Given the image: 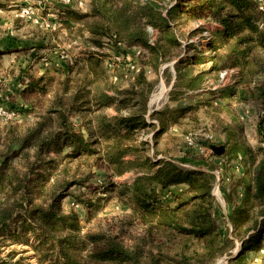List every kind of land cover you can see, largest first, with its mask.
Listing matches in <instances>:
<instances>
[{
	"label": "rangeland",
	"instance_id": "1",
	"mask_svg": "<svg viewBox=\"0 0 264 264\" xmlns=\"http://www.w3.org/2000/svg\"><path fill=\"white\" fill-rule=\"evenodd\" d=\"M24 1L14 2L15 10L5 12L0 15L1 18H16L15 14ZM254 1L259 8V2ZM2 2L0 0V4ZM89 2L90 0L79 11L88 12ZM154 2L162 14L166 15V10L175 0ZM261 2L264 8V0ZM179 13L173 12L168 17L177 36V45H172L158 29L147 25L150 33L148 43L153 45L160 39L158 42L162 45V50L167 49L165 56H159L154 50L140 45L114 41L109 36H101L92 31L90 35L83 26L71 33L69 37L72 40L62 37L63 43L59 42L54 46L57 48L56 58L50 59L47 52L39 53L42 54L39 58L32 57L33 63L29 67L31 71L27 69L22 74L20 72L30 54H0V107L13 113L11 119L0 117V149L3 139L9 134L7 131L14 128L11 124L23 126L15 128L19 138L14 141L13 146L18 147L20 138L26 132V125L40 119L39 114L46 113L53 106L61 108L58 106L60 102L69 121L75 125V131L85 133L88 141L98 139L93 147L100 152L109 151L115 144L116 133H108L105 139L98 137V120L102 116L111 118L118 115L127 118L130 113L143 109L142 98L129 91L132 86L134 89L139 87L137 80L142 76L146 81L143 114L148 124L139 122L134 125L133 136L122 135L126 131L125 126H119L121 133L118 132L123 137L124 144H133V152L131 154L129 151L126 158L135 159V155L138 156L136 164H132L133 169L115 174L108 170L102 159H92L91 153L86 150L77 156H69L70 148L58 150L56 143L50 144L48 151L46 149L44 160L52 159L57 162L55 172L66 173L73 182H77L67 188V196L61 201L62 213L75 210L79 215V223L85 226L83 230L91 228V231L96 232L105 228L108 223H112V227L116 226L117 223H113L111 217H117L118 222V216L128 213L127 205L130 202L128 194L117 186L132 183L146 169V160L150 163L165 159L185 169L210 171L214 175L212 212L220 230L223 242L221 247L224 250L213 264H235L234 261L227 260L230 257L228 253H236L240 248V231L251 227L254 217L259 216L262 209V204L258 201L253 202L254 206H251V201L247 202V212L242 216L240 228L230 230V227L235 228L229 218L231 209L241 205L243 201V187L239 183V177H243L245 163L249 158L248 151L264 148V135L258 130L264 113L258 97L264 89V44L259 38L257 40L256 35L251 38L247 32L227 37L225 41L223 36L215 35V31L222 28L215 20H185ZM72 18L78 21L74 16ZM76 36L86 37V42H89L88 38L91 36V43H84L77 50L75 45L79 42L73 43ZM236 43L245 53V58H241V64L231 65L230 49ZM187 45L189 49L183 51L182 48ZM89 49L91 60L87 66L82 59L74 61L73 53L79 54ZM180 57H183L181 69L186 72L182 81L192 77L196 85L183 86L177 90L181 92L180 96L171 99L169 95L176 77L174 63ZM44 58H48V64H52H49L47 70ZM29 72H32L33 77L45 75V88L44 91L23 93L22 100L21 95L19 96V77H28ZM197 76L198 81L195 80ZM89 120L91 122L87 124ZM116 126L114 125L115 128ZM90 131L96 138L89 137ZM211 144L224 145V153L214 154ZM186 189V185L180 184L158 189L157 192L165 204L172 206L175 204V197ZM229 195L231 201H228ZM2 197L6 198V195L2 194ZM140 231H143L142 228L132 226L123 234V242L127 243L130 236H135ZM2 239L0 237V257L6 259L8 264H38L33 248L10 244L12 242L9 238L5 242ZM155 239L157 245L164 240V233L159 231ZM185 239L191 246L189 253L193 247L198 251L202 250L197 239ZM178 241L174 239L173 243L177 244ZM260 245L259 251L248 252L255 259L254 264H264V236ZM153 252L158 256L159 264L169 263L163 257L165 253L159 256L156 248ZM48 259L51 258L46 256L43 263H50L52 259Z\"/></svg>",
	"mask_w": 264,
	"mask_h": 264
},
{
	"label": "trees",
	"instance_id": "2",
	"mask_svg": "<svg viewBox=\"0 0 264 264\" xmlns=\"http://www.w3.org/2000/svg\"><path fill=\"white\" fill-rule=\"evenodd\" d=\"M90 10L86 13L63 9L58 14L60 27L54 32L39 30L45 35L59 33L64 27L66 19L75 25L67 29L63 36L66 40H72L69 36L74 30L85 27L91 35V31L101 36H109L114 41H120L127 45H140L154 50L159 56H165L167 49L162 50V45L156 40L153 45L148 43L150 35L147 25L159 30L172 45H177V36L168 17L173 12H180L182 18L205 19L211 18L221 24L222 28L215 31V35L227 37L239 36L240 32L254 38L256 35L264 44V8L260 10L254 0H175L166 10V15L156 5L154 0H90ZM68 10V11H67ZM74 16L78 21H75ZM184 16V17H183ZM92 18V21H91ZM260 20V24H259ZM81 21V22H80ZM77 37V36H76ZM62 38V35H61ZM59 42V39L56 37ZM61 41V39H60ZM91 43V36L88 38ZM97 42V41H95ZM54 47L55 42L50 43ZM211 47V43L209 48ZM90 48V47H89ZM91 49V48H90ZM72 54L74 61L82 59L86 66L91 60V50ZM189 49V45L184 46ZM1 51L0 54H6ZM217 53H215L214 57ZM239 44L230 49L231 65L241 64V58H245ZM42 54L37 53V58ZM200 59V57H197ZM44 64L49 68L48 58H44ZM196 60V59H194ZM180 57L175 63V81L169 97L176 99L182 87L195 86L194 78L189 77L182 81L186 72L182 71ZM247 61V60H246ZM245 61V62H246ZM196 62V61H193ZM243 62V63H245ZM248 62V61H247ZM29 63L22 72L31 71ZM52 65V64H50ZM45 67V66H44ZM45 75L33 77L29 72L28 77H19L21 99L23 93L28 91H44ZM199 76L195 78L196 81ZM144 79L137 80L139 87L132 86L129 91L142 98V107L136 113H130L129 117L102 116L98 122V137L105 139L108 133H116L115 144L104 153L93 147L98 139L88 141L85 133L75 131V125L69 121L67 113L59 102L57 106L39 114L40 119L26 125V132L20 138V145L14 147V141L19 138L15 128L23 127L19 124H11L13 130H8L0 149V237L2 242L9 238L10 244L26 245L33 248L37 255L38 264H44L47 256L50 263L47 264H159L153 250H158V255L163 256L167 264H213L217 257L224 252L223 243L216 218L212 212V186L214 175L210 171L202 169H185L176 163L157 159L156 162L145 161L146 169L139 174L132 183L118 184V188L128 194L130 202L127 205L128 213L111 217L116 226L108 225L98 231H91L79 223L78 213L71 209L62 213L61 201L67 196V188L77 182L70 177L55 172L56 165L52 159L44 160V156L50 144H58V150L70 148L69 156H77L81 152L91 153L94 160H103L108 170L115 174L124 173L133 169L135 159L126 158V154L133 152V144H124L119 126H125L126 131L122 135L133 136L134 125L139 122L148 124L143 111L145 110L146 95L144 92ZM147 87V86H146ZM264 111V89L258 95ZM31 108V107H30ZM29 108V109H30ZM31 111V109H30ZM9 122V121H8ZM91 120L87 122L90 123ZM7 125H10L7 123ZM91 127V124H89ZM114 125H117L115 128ZM91 130V129H90ZM259 133L264 135V113L258 124ZM96 138L94 134L89 137ZM95 136V137H94ZM91 144V146H90ZM131 144V143H130ZM47 149V151H46ZM248 160L245 163L243 177H239V183L243 187V201L239 206H233L229 218L235 225L230 230H238L247 212V202L254 201L262 204L259 216L254 217V224L244 231H240V248L236 253L229 252V262L235 264H254L248 252L259 251L260 242L264 234V148L258 151L249 150ZM134 154V153H133ZM259 159L257 160V158ZM17 160V161H15ZM184 184L187 189L181 191L175 197V204L170 206L164 203L158 194V189ZM6 195V198L2 197ZM233 196V193H232ZM231 195L228 201H231ZM231 203V202H228ZM227 203V204H228ZM247 214L245 215V217ZM244 217V218H245ZM89 221V220H88ZM111 221V220H110ZM132 226L142 228L135 236H130L127 243L123 241V234ZM118 228V230L116 229ZM159 231L164 233V240L155 245V239ZM185 238H194L200 243L202 250L198 251L186 243ZM179 240L177 244L173 240ZM171 243L170 245L167 243ZM175 244V245H174ZM1 246V242H0ZM0 264H8L6 259L0 257Z\"/></svg>",
	"mask_w": 264,
	"mask_h": 264
},
{
	"label": "crops",
	"instance_id": "3",
	"mask_svg": "<svg viewBox=\"0 0 264 264\" xmlns=\"http://www.w3.org/2000/svg\"><path fill=\"white\" fill-rule=\"evenodd\" d=\"M21 0H3V2L0 4V15L5 14V12H9L10 10L14 9V2L20 3ZM84 5L88 3V0H84ZM54 9H68L70 11H79L77 7L73 4L70 6H62L61 4L57 3L54 7ZM84 9V7H83ZM67 10V11H68ZM18 12V10H17ZM80 12V11H79ZM16 18L12 19H4L3 16L1 18L0 16V50L1 51H7L6 54L14 53L16 55H20L21 53H27L29 56V60L26 61L27 63L22 66L26 67L29 63L32 62L31 58L37 56V53L41 52H47L50 59L56 58L58 56L57 54V48L50 47V43L57 42L59 39V42L63 43L61 39L64 35L67 34V29L73 25H75L70 20L66 19L64 22V27L60 29L59 33L54 34L50 33V35H45L42 32H39V28H37L34 25L28 24L23 22L19 16L18 13L15 14ZM1 32V30H3ZM41 30V29H40ZM48 31V30H45ZM48 32H54V31H48ZM86 37L81 38L80 36H77L76 39L73 41V43H76L75 48L78 50L82 47V44L86 43L89 44V42H86ZM56 43L57 44H59ZM81 46V47H80ZM88 46V45H87ZM89 47V46H88ZM4 55V54H2ZM217 162V161H216Z\"/></svg>",
	"mask_w": 264,
	"mask_h": 264
},
{
	"label": "built area",
	"instance_id": "4",
	"mask_svg": "<svg viewBox=\"0 0 264 264\" xmlns=\"http://www.w3.org/2000/svg\"><path fill=\"white\" fill-rule=\"evenodd\" d=\"M257 1L259 2V8L263 9L262 0ZM24 2L18 11L20 19L41 30L48 31H55L60 27L58 14L62 15L63 11L62 9L53 8L57 3L64 7L74 4L78 10L83 9L85 4L84 0H25ZM0 117L11 119L13 113L0 107Z\"/></svg>",
	"mask_w": 264,
	"mask_h": 264
},
{
	"label": "water",
	"instance_id": "5",
	"mask_svg": "<svg viewBox=\"0 0 264 264\" xmlns=\"http://www.w3.org/2000/svg\"><path fill=\"white\" fill-rule=\"evenodd\" d=\"M211 150L213 151L214 154L221 155L225 151V146L224 145H215L211 144L210 145Z\"/></svg>",
	"mask_w": 264,
	"mask_h": 264
}]
</instances>
